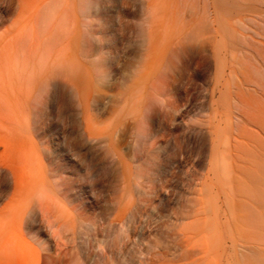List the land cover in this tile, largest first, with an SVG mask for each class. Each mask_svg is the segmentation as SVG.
<instances>
[{
	"label": "rangeland",
	"instance_id": "obj_1",
	"mask_svg": "<svg viewBox=\"0 0 264 264\" xmlns=\"http://www.w3.org/2000/svg\"><path fill=\"white\" fill-rule=\"evenodd\" d=\"M70 3V36L96 75L93 111L115 108L113 139L131 157L151 135L163 150L138 206L121 213L111 201L114 163L76 148L82 127L74 103L61 114L47 103L36 132L35 117L18 119L0 95V264H264V0H163L152 18L144 0ZM14 6L0 0V59L11 58ZM153 19L162 25L156 45L190 42L198 63L181 69L174 44L147 66L143 32ZM152 88L158 125L143 122L136 104ZM29 136L48 151L38 180L22 157ZM224 148L254 161L244 202L213 178Z\"/></svg>",
	"mask_w": 264,
	"mask_h": 264
},
{
	"label": "bare ground",
	"instance_id": "obj_2",
	"mask_svg": "<svg viewBox=\"0 0 264 264\" xmlns=\"http://www.w3.org/2000/svg\"><path fill=\"white\" fill-rule=\"evenodd\" d=\"M13 1L15 3V15L13 14L14 17L10 21L13 22L12 27L15 34H13L10 46L11 58L0 59V78L3 79L0 95L5 101L10 102L11 107H14L12 109H14V114L18 119L23 120L27 115L30 118L35 117L32 121V130L36 132L39 130L37 117L45 113L46 105H49L47 103L51 102L50 106L60 111V114L64 111L63 109L72 107L74 103V115L76 120L80 121L82 127V143L78 144L76 148H80L79 150L85 149L88 154L104 162L114 163L117 183L112 187L111 201L121 213H125L130 208L133 211L132 209L138 206V197L145 192L144 183L149 178V173L160 158L163 149L153 146V135L150 134L149 143L142 149L143 145H141L140 149L133 153L131 157L127 151H124V153L113 139V129L116 125L113 120L115 108L109 111L105 110L108 111L106 114H98L93 111V101L96 97L95 94L93 96L95 71L90 68L87 59L81 54L80 40H78L79 43L76 41L79 46L78 44L75 45V40L70 36L67 27L70 13L74 11L70 2L72 1L75 4L77 0ZM82 1L87 2L88 0ZM160 1L163 0H144L148 18H152V7H155ZM155 20L147 22L145 32H143L146 35L148 34L149 37L145 60L147 66L152 58L160 60L172 51L174 44H178L168 41L163 46L156 45L155 38H161L160 29L162 25ZM213 43H215V40H213ZM85 46L84 52L85 57H87L91 54L90 49H88L91 46L90 40L85 39ZM179 48L181 49L179 56L181 69L198 63L201 53L196 45L182 41ZM173 51L176 50L173 49ZM207 52L205 50V53ZM133 86H131L130 92ZM156 91L157 89H154L151 92L149 91L145 97H137L136 104L140 107L143 122L147 120L158 125L162 115L155 106L154 98L156 96L158 98L159 95H155ZM14 116L11 117L14 118ZM198 129L199 131L196 127L187 128L191 133L197 132L203 135L208 133L206 128L200 127ZM19 130L17 129V131ZM139 135L140 130H138L136 140L138 143H142V137ZM32 139L34 140V137ZM32 139L30 138L31 141ZM33 142L35 140L31 144L25 145V153L28 155L22 157H25V165L38 180L44 175L45 166L42 159L45 155H48V151ZM32 150L41 151L32 154ZM219 152L224 158V160L222 159V169L220 172L213 171L215 174L213 178L219 188H227L231 194L237 196L240 202H244L246 196L245 186L253 180V176L247 172V165L248 163L252 164L254 161L245 160L243 155L230 148L221 149ZM217 154L218 152L211 145L209 155L212 160V170L214 158ZM97 158L95 159L97 160ZM38 165H43L44 169L38 168ZM195 192L196 188L193 187L191 195H194ZM193 198L190 197V200H193ZM175 219H180V217L169 216L168 220ZM13 255L15 259L19 260L20 256L17 250Z\"/></svg>",
	"mask_w": 264,
	"mask_h": 264
}]
</instances>
